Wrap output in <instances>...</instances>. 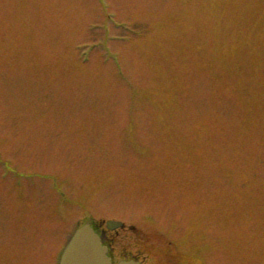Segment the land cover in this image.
<instances>
[{
    "label": "rangeland",
    "instance_id": "374dc122",
    "mask_svg": "<svg viewBox=\"0 0 264 264\" xmlns=\"http://www.w3.org/2000/svg\"><path fill=\"white\" fill-rule=\"evenodd\" d=\"M0 161V264H264V0H0Z\"/></svg>",
    "mask_w": 264,
    "mask_h": 264
},
{
    "label": "water",
    "instance_id": "95a60500",
    "mask_svg": "<svg viewBox=\"0 0 264 264\" xmlns=\"http://www.w3.org/2000/svg\"><path fill=\"white\" fill-rule=\"evenodd\" d=\"M108 229L113 231L122 227L117 222H107ZM73 238L65 246L59 264H110L105 255L106 249L102 247L101 238L96 236L89 226L78 229ZM119 264H139L133 262H121Z\"/></svg>",
    "mask_w": 264,
    "mask_h": 264
},
{
    "label": "flooded vegetation",
    "instance_id": "af4514ba",
    "mask_svg": "<svg viewBox=\"0 0 264 264\" xmlns=\"http://www.w3.org/2000/svg\"><path fill=\"white\" fill-rule=\"evenodd\" d=\"M60 195L62 196V194H60ZM65 198H66V200L63 202L60 201L61 199L60 200L57 199L58 200L57 203L59 205L66 204L68 202L72 203L71 198H68V197H65ZM80 204L81 203H79L78 205H80ZM44 207H46V206L44 205ZM91 226L93 228H96L98 235H100L105 229L104 223L99 224L98 222H96V224H91ZM125 230H126V228L124 227L122 229L115 230L114 232L106 231L104 233V238H103L104 244L103 245H106V247H107V255L109 256V258L111 260V264H117V262L123 261V260L124 261L125 260L138 261L139 260V256L128 254L130 252L126 249L124 251L122 249L116 251L117 244H119L122 240L119 233L121 231H125Z\"/></svg>",
    "mask_w": 264,
    "mask_h": 264
}]
</instances>
